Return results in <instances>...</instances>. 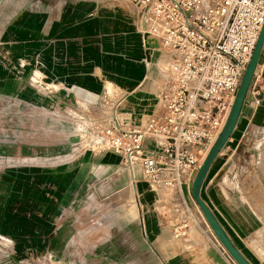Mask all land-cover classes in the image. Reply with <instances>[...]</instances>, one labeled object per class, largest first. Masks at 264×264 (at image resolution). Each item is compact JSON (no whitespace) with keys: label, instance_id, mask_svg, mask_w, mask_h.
I'll return each instance as SVG.
<instances>
[{"label":"crops","instance_id":"obj_1","mask_svg":"<svg viewBox=\"0 0 264 264\" xmlns=\"http://www.w3.org/2000/svg\"><path fill=\"white\" fill-rule=\"evenodd\" d=\"M64 2L72 4V0H59L60 5ZM91 2L77 1L67 12L61 9L50 25L41 22L40 15L26 13L27 18H16L4 30L0 38V103L5 106L0 107V130L9 137L17 130L15 123L9 121L15 117V103L35 102L30 91L24 89L25 78L17 76L19 68L14 72L18 62L24 64L26 74L36 69L61 88L81 90L86 99L95 88L111 83L125 96L121 104L127 110L138 114L140 111L142 115L149 101L155 103L152 89L154 58L158 54L144 45L141 25L139 30L124 34L120 42L113 41L106 19L99 14L90 15ZM151 54L148 67L144 60ZM26 124L30 125V121ZM145 144L150 145L151 141L145 140ZM245 145L247 152L255 154L256 162H239ZM10 146L14 152V144ZM228 147L235 162H215L216 158L206 172L200 197L244 258L250 264H264L263 57L236 127L218 156ZM84 153L67 160L56 156L54 162H69V174L42 164L25 163L13 165L0 175V234L12 238L16 253L6 260L0 258V264H13L16 259L48 251L55 264H235L194 204L191 186L177 194L189 214L183 237H175L163 219V215L168 219L169 214L160 215V224L151 213L138 207L136 193L141 187L136 174L128 168L136 213L131 207L114 208L116 221L96 224L92 217L95 208L82 207L74 201L82 197L79 186L84 179L92 176L87 171L81 177L79 168L96 162L92 157L83 159L89 152ZM30 155H19L10 162H45L39 155Z\"/></svg>","mask_w":264,"mask_h":264},{"label":"built area","instance_id":"obj_2","mask_svg":"<svg viewBox=\"0 0 264 264\" xmlns=\"http://www.w3.org/2000/svg\"><path fill=\"white\" fill-rule=\"evenodd\" d=\"M133 3L141 9L143 43L158 54L155 114L132 130L104 127L91 145L112 150L127 167L140 163L151 186L181 194L228 114L263 23L264 0ZM163 219L175 237L185 235L186 218ZM13 246L0 234V258L12 256Z\"/></svg>","mask_w":264,"mask_h":264},{"label":"rangeland","instance_id":"obj_3","mask_svg":"<svg viewBox=\"0 0 264 264\" xmlns=\"http://www.w3.org/2000/svg\"><path fill=\"white\" fill-rule=\"evenodd\" d=\"M77 1L81 0H72V4ZM90 1L94 6L90 7V15L99 14L106 19L107 30L113 41L118 39L117 41L120 42L124 34L140 29L141 9L134 5L133 0ZM66 4L64 2L60 5L59 0H0V38L7 26L13 23L16 18L21 21L27 18L26 13H30L32 16L40 15L41 22L45 21L47 25H50L55 21V17L61 9L64 12L69 10L72 5L69 2ZM261 55V57L264 56V48ZM152 58L151 54L148 55V59L144 60L148 67ZM156 59L154 58L155 61ZM21 63L18 62L14 67V72L19 68L17 76L25 78L24 89L30 91L35 102L32 105L15 103L13 112L15 117L9 121L15 123L17 130L14 135L10 134L11 138L6 132L0 130V175L13 165L25 163L42 164L52 171L57 170L59 173L69 174V162H54L56 156L67 160L72 157L77 158L81 153L85 152V155L86 152H89L88 155L83 156V159L92 157L96 162H89L93 164L91 167L81 166L79 174L81 177H85L89 173L88 175H92V178L84 179L79 186L82 197L76 198L74 201L79 206L95 208L92 217L96 224L104 225L116 221L117 214H114V208L131 207V210L136 213V202L127 170L128 163L123 162L112 150L91 144L104 127L115 124V121L123 130H132L144 125L150 116L155 114V103L149 101L142 115L140 111L138 114L134 110H127L121 104L125 96L122 95L118 87L111 83H106L103 88H95L94 92L88 95L89 99H86V95L81 90L70 87L61 88L47 81L36 69L26 74L23 68L24 64ZM29 78H33L35 83L30 85ZM155 88L156 83L154 82L152 89L154 93ZM4 106L5 104L0 103L1 108ZM28 115L31 116L30 120L26 117ZM113 117H115V121ZM28 121H30V125L26 124ZM10 143L14 144V152L11 150ZM24 148L27 152L24 151ZM246 148V145L241 148L239 162H256L255 154L251 151L247 152ZM28 153H31L30 156L38 157L39 155L44 158L45 162H10L11 158H18L19 155ZM218 155L215 162H235L231 157V147L225 149L222 155ZM109 159L111 162H106ZM83 163L87 162H80V164ZM135 163L136 182L141 187V189L138 187L136 193L138 207L146 213H151L160 224V215L165 213L170 217L176 215L187 218L189 214L186 212V204H182L177 193L171 194L159 187L151 186L144 177L140 163ZM124 183L125 186H123ZM73 185L76 186V184ZM118 191L120 193L113 195ZM147 194L150 195L147 196ZM13 253L16 254L14 246ZM13 264H55V259L48 251L45 254H30L24 258L16 259Z\"/></svg>","mask_w":264,"mask_h":264},{"label":"water","instance_id":"obj_4","mask_svg":"<svg viewBox=\"0 0 264 264\" xmlns=\"http://www.w3.org/2000/svg\"><path fill=\"white\" fill-rule=\"evenodd\" d=\"M263 46H264V17L250 59L245 67L244 73L242 75L239 86L233 97L225 121L221 127L220 132L216 136V139L214 140L212 146L210 147L206 156L199 165L192 179L191 187H190L191 197L194 204L196 205L199 212L203 216L206 224L208 225L209 229L211 230L216 240L219 242V244L222 246L224 251L234 261L235 264H250V263L232 244V242L230 241V239L228 238V236L226 235V233L224 232V230L222 229L216 218L211 213L210 209L202 201L200 197V190L209 166L216 159L220 151L223 149L227 140L230 138L234 128L236 127L252 78L254 76V72L261 58ZM113 119L114 121L116 120L115 117H113ZM132 180H133V176H132Z\"/></svg>","mask_w":264,"mask_h":264},{"label":"bare ground","instance_id":"obj_5","mask_svg":"<svg viewBox=\"0 0 264 264\" xmlns=\"http://www.w3.org/2000/svg\"><path fill=\"white\" fill-rule=\"evenodd\" d=\"M141 29H142V27H141ZM141 29H140V31H141ZM139 31V32H140ZM143 40V39H142ZM134 165H136V163L135 162H131L130 164H129V166L127 167L128 169H129V171L134 175V174H136V171H135V166Z\"/></svg>","mask_w":264,"mask_h":264}]
</instances>
